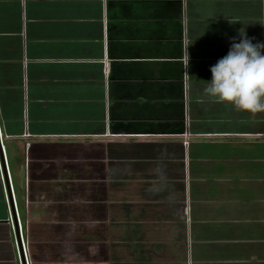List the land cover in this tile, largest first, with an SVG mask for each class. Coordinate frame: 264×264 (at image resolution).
<instances>
[{
  "label": "crops",
  "instance_id": "crops-1",
  "mask_svg": "<svg viewBox=\"0 0 264 264\" xmlns=\"http://www.w3.org/2000/svg\"><path fill=\"white\" fill-rule=\"evenodd\" d=\"M240 31L264 0H0V264H264V113L203 91Z\"/></svg>",
  "mask_w": 264,
  "mask_h": 264
},
{
  "label": "clouds",
  "instance_id": "clouds-1",
  "mask_svg": "<svg viewBox=\"0 0 264 264\" xmlns=\"http://www.w3.org/2000/svg\"><path fill=\"white\" fill-rule=\"evenodd\" d=\"M264 43H253L246 33L233 37L227 55L211 66L204 94L235 110L264 113Z\"/></svg>",
  "mask_w": 264,
  "mask_h": 264
},
{
  "label": "water",
  "instance_id": "water-1",
  "mask_svg": "<svg viewBox=\"0 0 264 264\" xmlns=\"http://www.w3.org/2000/svg\"><path fill=\"white\" fill-rule=\"evenodd\" d=\"M4 175H5V178H6L5 170H4ZM6 181H7V178H6ZM6 183H7V186H8V182H6ZM10 204H11L12 211H13V214H14L13 202H12L11 197H10ZM15 230H16L17 241L19 243V252H20V255H21V261H22V264H25L24 256H23V250H22V247H21L20 239H19L20 238L19 237V230H18V226L17 225L15 226Z\"/></svg>",
  "mask_w": 264,
  "mask_h": 264
},
{
  "label": "built area",
  "instance_id": "built-area-1",
  "mask_svg": "<svg viewBox=\"0 0 264 264\" xmlns=\"http://www.w3.org/2000/svg\"><path fill=\"white\" fill-rule=\"evenodd\" d=\"M20 237H21V236H20ZM15 239H16V247H17L18 254H19V258H20V261H21V255H20V252H19V243H18V241H17V237H16ZM19 239H20V242H21V247H22V250H23V256H24V261H25V254H26L25 244H24V241H23L22 237L19 238ZM21 263H22V261H21ZM25 263H26V262H25Z\"/></svg>",
  "mask_w": 264,
  "mask_h": 264
}]
</instances>
